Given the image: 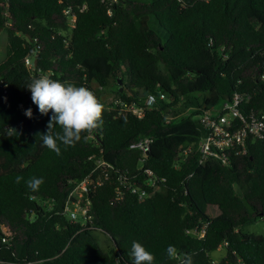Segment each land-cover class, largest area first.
<instances>
[{"label":"trees","instance_id":"1","mask_svg":"<svg viewBox=\"0 0 264 264\" xmlns=\"http://www.w3.org/2000/svg\"><path fill=\"white\" fill-rule=\"evenodd\" d=\"M1 31L0 264H132L133 241L154 264H176L169 245L192 264H264V233L245 230L264 218V138L250 139L229 165L200 164L197 150L206 107L240 90L264 108V0H0ZM45 74L88 88L105 106L102 127L75 147L61 145L59 156L40 137L51 112L41 115L25 87ZM159 91L166 99L142 118L120 111V101L143 104ZM144 136L152 138L146 155L131 146ZM91 156L129 177L145 157L165 181L144 200L130 192L116 199V186L125 188L113 169L85 193L92 218L72 221L64 205L92 174ZM32 177L44 180L38 191L26 184ZM204 226L203 237L187 231ZM97 230L113 245L104 247ZM220 247L216 262L210 253Z\"/></svg>","mask_w":264,"mask_h":264},{"label":"built area","instance_id":"2","mask_svg":"<svg viewBox=\"0 0 264 264\" xmlns=\"http://www.w3.org/2000/svg\"><path fill=\"white\" fill-rule=\"evenodd\" d=\"M209 1V0H202ZM84 6L81 8L83 10ZM66 15L70 17V25L75 26L77 19L76 12L72 7L65 9ZM259 51H264V46ZM26 63L31 65V59L26 58ZM261 80L264 83V69L261 73ZM167 94L163 91L149 93L143 104L135 102L120 101V111L132 113L142 118L147 109H150L158 99H166ZM252 95L246 91H235L231 97L221 100L209 107H206L198 115L201 125L205 128L206 134L198 144L199 163L204 164L208 159H217L223 165H229L233 156L246 153L249 140L264 138V108H257L251 105ZM94 137V135H92ZM152 138L144 136L139 138L132 147L138 148L146 155L150 150ZM190 148L184 150L188 152ZM94 159L92 174L81 182L67 196L64 205V214L72 221H82L86 224L92 218L90 213V199L83 198L85 193L98 185H103L111 178L114 166L107 162L102 156H91ZM145 157L141 158L137 171L129 177L123 173H116V179L124 184L116 186V199H121L125 192L135 194L139 200L152 196L161 189L165 178L145 165ZM94 173V177L92 176ZM3 241L7 242L10 237V230L3 227ZM191 234L203 237L205 226L198 231L196 228L187 229ZM227 244V242H225ZM1 248V247H0ZM221 248V247H220ZM119 264V263H118ZM178 264V262H176Z\"/></svg>","mask_w":264,"mask_h":264},{"label":"clouds","instance_id":"3","mask_svg":"<svg viewBox=\"0 0 264 264\" xmlns=\"http://www.w3.org/2000/svg\"><path fill=\"white\" fill-rule=\"evenodd\" d=\"M31 93L32 102L38 107L41 115L51 112L46 134L40 135L42 146L56 155H61V145L66 148L75 147L81 139H87L84 134H92L103 125L105 106L88 88L61 82L50 78L47 74L32 78L25 86ZM32 118V110L25 111ZM57 126L59 131H57ZM23 177L17 176L19 184ZM44 183L42 177H32L26 181L28 188L38 191ZM166 254L170 260L178 264H192L188 254H181L178 249L169 245ZM132 264H154L155 257L139 242L133 241L131 247Z\"/></svg>","mask_w":264,"mask_h":264},{"label":"rangeland","instance_id":"4","mask_svg":"<svg viewBox=\"0 0 264 264\" xmlns=\"http://www.w3.org/2000/svg\"><path fill=\"white\" fill-rule=\"evenodd\" d=\"M6 42H7V34L5 31L0 32V61L4 58L6 54ZM247 232H257V233H264V218L258 219L254 223H250L245 227ZM97 236L99 237L100 243L104 247H109L113 245L111 238L103 233L101 230L96 231ZM225 255L224 248H218L210 253L211 258L218 262L220 261Z\"/></svg>","mask_w":264,"mask_h":264},{"label":"water","instance_id":"5","mask_svg":"<svg viewBox=\"0 0 264 264\" xmlns=\"http://www.w3.org/2000/svg\"><path fill=\"white\" fill-rule=\"evenodd\" d=\"M35 61H36V59H35ZM30 99V97H28V100ZM29 129H30V121H29ZM260 216H263L264 217V213L263 212H261L260 213Z\"/></svg>","mask_w":264,"mask_h":264}]
</instances>
